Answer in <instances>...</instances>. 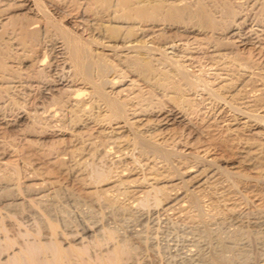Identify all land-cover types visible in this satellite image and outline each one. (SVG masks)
<instances>
[{
  "label": "bare ground",
  "instance_id": "obj_1",
  "mask_svg": "<svg viewBox=\"0 0 264 264\" xmlns=\"http://www.w3.org/2000/svg\"><path fill=\"white\" fill-rule=\"evenodd\" d=\"M60 201L195 233L138 255ZM0 264H264V0H0Z\"/></svg>",
  "mask_w": 264,
  "mask_h": 264
},
{
  "label": "rangeland",
  "instance_id": "obj_2",
  "mask_svg": "<svg viewBox=\"0 0 264 264\" xmlns=\"http://www.w3.org/2000/svg\"><path fill=\"white\" fill-rule=\"evenodd\" d=\"M38 125V124H37ZM36 126V125H35ZM35 126L33 127V128H35ZM39 129H40V127H41V125H38L37 126ZM39 129H37L36 128V130H39ZM35 130V131H36ZM11 131V133H13L14 131H12V130H10ZM35 131H32V130H28L26 133H28V134H26L28 137H30V139H33L32 141H31V143L30 142H28L27 143V141L25 142L24 141V143H26V144H24L23 143V139H22V141L20 140V142L21 143H23L22 145L25 147H22L21 146V144L18 142V144H19V146H20V149L22 150L23 148V154H22V151L19 149V151L21 152L20 154L23 156V155H25V156H23V158L24 159H29L28 157H30V161H31V158H36V156L37 157H39V158H41V159H43L44 158V154H45V156L46 157H49L48 155H50L49 153H51L52 155H53V152L54 151H56L57 149H59L60 147H61V145L64 143V142H62L61 140L59 141L58 139H57V137H55V136H53L52 135V137L48 134L47 136H45V137H42V139L40 138L39 139V141L41 142V143H44L43 144V147H44V150H46V151H48V152H43V153H41L43 156H41L40 154H36V153H34V151H33V153H31L32 152V149H33V144L35 143V139L34 138H39L38 137V135H34V134H30V133H32V132H35ZM30 132V133H29ZM36 133V132H35ZM45 139V140H44ZM35 140V141H34ZM19 141V140H18ZM55 141V142H54ZM59 141V142H58ZM30 143V144H29ZM47 143V144H46ZM46 144V145H45ZM30 145V146H29ZM47 147V148H46ZM54 147H57V148H54ZM46 148V149H45ZM51 148V149H50ZM25 150V151H24ZM29 151V152H28ZM31 151V152H30ZM25 153V154H24ZM27 153V154H26ZM29 153H31V154H29ZM35 154H36V156H35ZM28 155V156H27ZM34 155V156H33ZM6 158L7 159H13V157L12 156H6ZM32 159V160H33ZM40 159V160H41ZM101 161V163L102 162H104L105 164H100V165H98L99 167H103L104 165L106 166L105 168H107L109 165H110V161L109 160H105V161H102V160H100ZM100 161L98 162L97 160H96V163L97 164H99L100 163ZM109 161V162H108ZM106 162L109 164H106ZM44 165H42L41 164V170H45V167H47V169H46V171H50V168L49 167H51L52 166V168L55 166L54 164L53 165H51V163L49 164V163H43ZM91 164L89 163V166H90ZM49 166V167H48ZM89 166L88 165H86V171H85V174H89V173H87V172H89ZM51 168V172L52 171H54L57 167H55L54 169H52ZM104 168V167H103ZM49 169V170H48ZM26 171H24L23 169H21V171H23V172H25L26 174L29 172L28 170H30V169H25ZM88 170V171H87ZM20 171V177H21V179H24L25 177H24V174H23V172H21ZM56 172V173H55ZM55 176H57L60 172H58V169H56L55 170ZM137 172H138V170H137ZM61 175V176H60ZM64 174H62V173H60L59 175H58V177L60 178V181H61V183H63V184H65V186H69L68 188H70V189H72V190H74L75 191V189H77L78 190V192L79 191H81L82 190V187H83V185H84V180H87V178H85L86 177V175H84V179H82V176H81V178L80 177H75V176H69L67 173L63 176ZM68 175V176H67ZM136 174H134L133 176H135ZM23 177V178H22ZM61 177H62V180H61ZM69 178V179H71V180H69V179H67V178ZM80 178V179H79ZM75 179V180H74ZM81 180V181H80ZM62 181H64V182H62ZM84 181V182H83ZM83 183V184H81V183ZM80 183V184H79ZM72 184V185H71ZM74 185V186H73ZM79 185V186H78ZM81 185V186H80ZM73 187V188H72ZM77 187V188H76ZM79 188V189H78ZM76 190V191H77ZM64 201V200H63ZM59 203H61V204H58V206H57V216H58V218L60 219V222H61V224L62 225H69L68 227H70V225H72L70 228H75V230H78L79 231V229L81 230L82 229V227L81 226H83L84 225V222L86 221V223H87V220H88V218L89 217H91V218H89V220H88V224H89V222L91 223L90 225H102V224H108L109 226H115V227H118V231H119V233H120V235L122 236V237H124V235L126 236V234L128 235L127 237H129V235H131V238L129 237V240L131 241V239H132V241L133 242H131L130 243V241H129V243L131 244V245H133V249H134V251H135V253L138 251V255H152L153 254V252L154 253H161V254H163V252H164V255L166 254V253H168V250L171 252V251H174L175 249H176V247L177 248H179V247H182V245H183V247H184V244L186 243V241H185V238L186 239H190V238H192V236H190L191 234H192V232L193 231H195V229L194 228H192L191 227V230H186L185 231V229H189L190 227H189V225H186V224H184V221H181V220H179L178 218H172V219H174V220H172L171 221V219H170V221H169V219L167 220V218H166V216L165 215H163V214H160L159 216H160V221H159V219H153V220H156L155 221V223H153L154 221L150 218L149 219V221L151 220V222H149L148 223V225L149 226H152L151 227V229L149 228V227H147V226H145L144 228H143V226H140L139 227V225L136 223L137 222V220L135 219V217L133 218V217H131L132 218V220H131V218L130 219H125V217H123V215L121 216V217H119L121 214L119 213V212H114V214L113 213H110L109 212V210L108 211H106L105 210V212H106V214H105V216H104V214H100L99 212H101V210L102 209H100V208H98L97 206L93 209V207L94 206H92V208H90L91 207V205H85V204H83L82 205V203H80V202H78V203H76L75 205H74V203L73 204H70L69 203V205H70V208H72V209H70L69 208V206H68V203L67 202H65V203H63L62 201H60ZM62 204H63V206H62ZM59 205H61V206H59ZM65 205H66V208H65ZM76 205H77V208H76ZM73 206V207H72ZM89 206V207H88ZM86 209H85V208ZM61 208H62V210H61ZM63 208L66 210H64L63 211ZM75 208V211L73 210ZM96 208H98V210L96 209ZM69 209V210H68ZM86 211H85V210ZM98 211H96V210ZM88 210V211H87ZM94 210V211H93ZM100 210V211H99ZM104 210V209H103ZM102 210V211H103ZM67 211H68V213H67ZM80 211V212H79ZM91 211V212H90ZM76 212V213H75ZM87 212H89L90 213V215H89V213H87ZM93 212V213H92ZM97 212V213H96ZM60 213H62V214H60ZM65 213V214H64ZM80 213V214H79ZM87 213V214H86ZM102 213H104V212H102ZM118 215H117V214ZM68 216H67V215ZM75 214H76V216H75ZM82 214V215H81ZM109 214V215H108ZM117 216H116V215ZM61 215V216H60ZM63 215V216H62ZM79 215V216H78ZM84 215V216H83ZM87 215V216H86ZM89 215V216H88ZM97 215H99V216H97ZM101 215V216H100ZM103 215V216H102ZM163 215V216H162ZM116 218H115V217ZM165 216V217H164ZM63 217V218H62ZM65 217H66V219H67V217H68V219L66 220L65 219ZM87 217V218H86ZM97 217V218H96ZM109 217V218H108ZM117 217H119L118 218V220H116L117 219ZM162 217V218H161ZM106 218V219H105ZM153 218V217H152ZM83 219V220H82ZM85 219V220H84ZM87 219V220H86ZM91 219V220H90ZM103 221V222H105V223H103L101 220ZM112 219V220H111ZM120 219V220H119ZM122 219V220H121ZM134 219V220H133ZM164 219H166V220H164ZM78 220V221H77ZM82 220V221H81ZM107 220V221H106ZM109 220V221H108ZM126 220V221H125ZM163 220V221H162ZM63 221H65L66 223H63ZM67 221H70L69 223H67ZM77 223H76V222ZM79 221L80 222H82L81 224L79 223ZM99 221V222H98ZM116 223H115V222ZM119 221L121 222V225L123 226V225H125L126 226V228H125V226H123V227H120V223H119ZM162 221V222H161ZM176 221V222H175ZM178 221H179V223L181 224V222H182V226L178 223ZM181 221V222H180ZM110 222V223H109ZM127 222V223H126ZM134 222V223H133ZM169 223V225H168V223ZM171 222V223H170ZM175 222V223H174ZM73 223V224H72ZM75 223V224H74ZM92 223H94V224H92ZM98 223V224H97ZM117 223H118V225H117ZM154 224V226H158V228H157V226H156V228L153 226V224ZM186 223V222H185ZM151 224V225H150ZM180 225L179 227L177 226V225ZM188 224V223H187ZM73 225H76V226H73ZM117 225V226H116ZM147 225V224H146ZM170 225H171V227H170ZM172 225H175V227L174 226H172ZM185 225V227H183ZM78 226V227H77ZM132 226V227H131ZM187 226L189 227V228H187ZM134 227V228H133ZM139 227V228H138ZM154 227V228H153ZM166 227V228H165ZM176 227H178V229L176 228ZM78 228V229H77ZM143 228V229H142ZM146 228H149L151 231H152V234H150V237H148V238H150V239H148L147 238V236L149 235V233H151L150 232V230L148 229H146ZM152 228L154 229V230H152ZM163 228V229H162ZM173 228V229H172ZM183 228V229H182ZM185 228V229H184ZM122 229V230H121ZM124 229H126L127 231H125ZM134 229V230H133ZM136 229V230H135ZM139 229H141V230H139ZM156 229V230H155ZM168 229V230H167ZM176 229V230H175ZM128 230H129V232H128ZM133 230V231H132ZM145 230V231H144ZM149 231L148 233H147V231ZM167 230V231H166ZM173 230H175L174 232H173ZM221 230V229H220ZM225 229H222L221 231L222 232H224V234L226 235V236H224V234H223V236L222 237H226L225 239H227V238H229L230 239V237L232 236L233 237V233H232V231L231 230H225ZM135 231H137V232H135ZM138 231L140 232V233H143V234H140L139 233V235L138 234H136V233H138ZM163 231V232H162ZM180 231H182V232H180ZM192 231V232H191ZM125 232V233H124ZM132 232V233H131ZM144 232H146L148 235L146 236V234L144 233ZM165 232H166V234H165ZM167 232H169V233H172V234H168ZM187 232H190V234L188 233V234H185V233ZM226 232V233H225ZM227 232H230V237L229 236H227V234L229 235V233H227ZM158 233V234H157ZM177 233V234H176ZM180 233L182 234V235H180ZM195 232H193V234H194ZM220 233V232H219ZM135 234V235H134ZM154 234V235H153ZM164 234V235H163ZM192 234V235H193ZM137 235L140 237V239L138 240L137 239ZM146 236V240L147 241H150V242H152V243H150V242H148V244H146L147 242H145V241H143L145 238V236ZM152 235V236H151ZM155 235H158V236H155ZM166 235V236H165ZM168 235L170 236V237H168ZM184 235V236H183ZM162 236V237H161ZM165 236V237H164ZM175 236V237H174ZM127 237H124V238H126L127 240H128V238ZM143 237V238H142ZM153 237V238H152ZM157 237H158V239H157ZM178 239H177V238ZM180 237H181V239H180ZM156 238V239H155ZM166 238V239H165ZM169 238V239H168ZM173 238V239H172ZM152 239V240H151ZM157 241L158 240V242H156L155 240ZM184 239V240H183ZM140 240H142V241H140ZM154 240V241H153ZM178 240V241H177ZM183 240V241H182ZM163 241V242H162ZM166 241V242H165ZM172 241V242H171ZM175 241H177L178 243L177 244H179V247H178V245H176V242ZM181 241V243H179ZM140 242V243H139ZM156 242V243H155ZM173 242H175V243H173ZM184 242V243H183ZM133 243V244H132ZM135 243V244H134ZM141 244L140 246H139V244ZM146 245H145V244ZM157 243H158V245H160L161 247H162V250H158V249H160L161 247L159 246L158 248H156L158 245H157ZM162 243V244H161ZM169 243H171V245H169ZM137 244H138V246H137ZM143 244V245H142ZM172 244L174 245V246H172ZM253 245L252 246H255V244L254 243H252ZM135 245H136V247H135ZM145 245V246H144ZM148 245H150L149 247H150V250H149V253L147 254L146 253V251L148 250ZM155 245V246H154ZM168 245V246H167ZM176 245V246H175ZM97 247V248H96ZM106 246L104 245V247L103 248H105ZM140 247V248H139ZM169 247V248H168ZM174 249H173V248ZM147 248V249H146ZM156 248V249H155ZM165 248V249H164ZM166 248H167V251H166ZM171 248V249H170ZM254 249H256V247H253ZM96 249V250H95ZM164 249V250H163ZM184 249H185V247H184ZM92 250H95V251H98L99 250V247L98 246H95V247H93V249ZM92 250H91V254L92 255H95L96 253H95V251H93L92 252ZM151 250H153V252H151ZM156 250H158L157 252H156ZM142 251V252H141ZM99 252V251H98ZM144 252L146 253V254H144ZM148 252V251H147ZM151 253V254H150Z\"/></svg>",
  "mask_w": 264,
  "mask_h": 264
}]
</instances>
